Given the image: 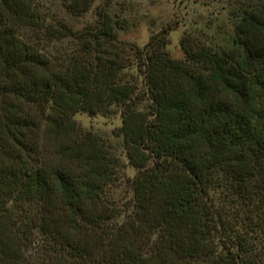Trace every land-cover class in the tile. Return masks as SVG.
Listing matches in <instances>:
<instances>
[{"label": "trees", "instance_id": "obj_1", "mask_svg": "<svg viewBox=\"0 0 264 264\" xmlns=\"http://www.w3.org/2000/svg\"><path fill=\"white\" fill-rule=\"evenodd\" d=\"M65 38L80 44L67 57L39 42ZM116 39L108 21L78 31L0 0V264H264V4L227 49L136 50L143 92ZM112 107L137 170L124 201L107 193L119 157L75 119Z\"/></svg>", "mask_w": 264, "mask_h": 264}, {"label": "rangeland", "instance_id": "obj_2", "mask_svg": "<svg viewBox=\"0 0 264 264\" xmlns=\"http://www.w3.org/2000/svg\"><path fill=\"white\" fill-rule=\"evenodd\" d=\"M71 1L37 0V4L52 23H65L78 31L97 29L103 22H110L122 52L124 81L135 85L139 92L144 91L145 81L144 67L139 65L136 50L144 53L153 41L166 43L164 48L172 58L184 59L181 46L184 36L213 49H227L244 9L264 4V0H91L87 11L74 14L68 7ZM21 33L29 39L38 36L31 28H24ZM39 42L46 43V51L55 56L67 57L80 48L71 38ZM75 119L84 130L100 136L119 157L122 163L119 180L107 189V193L117 201H124L131 195L130 183L137 170L126 157L123 137L117 135L122 125L121 111L117 107L95 114L81 111Z\"/></svg>", "mask_w": 264, "mask_h": 264}]
</instances>
